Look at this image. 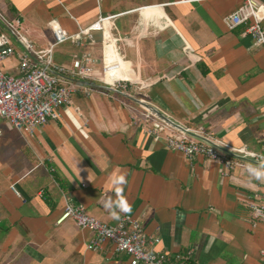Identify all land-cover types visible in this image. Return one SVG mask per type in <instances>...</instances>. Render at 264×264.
<instances>
[{"label": "crops", "instance_id": "obj_1", "mask_svg": "<svg viewBox=\"0 0 264 264\" xmlns=\"http://www.w3.org/2000/svg\"><path fill=\"white\" fill-rule=\"evenodd\" d=\"M240 4L0 0L2 16H22L38 49L52 40V22L71 33L101 14H120L113 25L118 51L113 43L106 51L110 70L153 80L130 93L104 95L100 86L90 97L77 93L61 118L33 135L0 119V264H130L111 242L87 249L95 234L73 219L57 222L71 199L103 222L116 223L102 201L106 195L115 199L110 180L121 173L131 210H117L118 217L131 216L160 238L150 249L190 252L191 264H264V222L253 227L249 210V197L264 191V180L244 167L224 174L214 161L188 159L147 135L140 122L149 118L171 133L204 126L212 138L264 153V50L245 25L229 29L224 20ZM95 36L94 45L57 46L55 62L69 64L84 51L101 56V33ZM17 63L15 54L0 68L13 73ZM190 137L199 139L195 132Z\"/></svg>", "mask_w": 264, "mask_h": 264}, {"label": "built area", "instance_id": "obj_2", "mask_svg": "<svg viewBox=\"0 0 264 264\" xmlns=\"http://www.w3.org/2000/svg\"><path fill=\"white\" fill-rule=\"evenodd\" d=\"M119 15L101 14L87 26L78 25L77 31L71 33L60 23L52 22V40L45 48L38 49L27 35L22 16L8 20L0 13V27L3 29L0 32V64L15 54L18 56L13 73L0 68V119L24 134L33 135L50 120L61 118L62 109L71 104L77 93L90 97L97 86L104 95H110L112 91L130 93L131 90L153 84L150 78L138 79L134 73L132 77L120 76L115 72L118 69L110 70L113 62L107 60L106 51L111 43L117 50L113 25ZM224 20L229 29L245 25V31L253 39L254 45L264 50L263 4L257 0H241V4ZM98 32L102 36L101 56L84 51L80 56L73 57L69 64L55 62L57 46L65 42L76 46L94 45ZM13 41L21 46L20 51H17ZM162 76L158 75L156 79ZM137 115L133 116L134 120ZM140 122L150 137L162 141L188 159L201 157L214 161L222 166L224 174L251 164L233 156L253 160L257 164L264 157L263 152L212 138L205 132L204 126H185L183 132L171 133L167 132L166 125L149 118ZM192 132L198 134L199 139H192ZM11 188L17 192L14 184ZM249 198L252 226L256 227L259 222H264V191L255 192ZM67 218L73 219L80 228L94 232L95 236L86 245L87 249L100 250L105 242H111L116 253L129 257L130 264H186L190 260V252L183 255L150 249V245L159 244L160 238L148 235L139 221L131 216L122 215L116 223L108 224L87 213L82 204L67 199L57 222L61 223Z\"/></svg>", "mask_w": 264, "mask_h": 264}, {"label": "clouds", "instance_id": "obj_3", "mask_svg": "<svg viewBox=\"0 0 264 264\" xmlns=\"http://www.w3.org/2000/svg\"><path fill=\"white\" fill-rule=\"evenodd\" d=\"M241 151H243L241 149ZM247 172L249 175L257 180H264V157L260 158L257 165L247 164ZM112 184L111 191L115 194V199L106 195L103 199V206L110 211V215L114 219H118V211L127 213L131 210L130 205L127 204L125 197L122 195V185L126 182L124 174H117L111 177Z\"/></svg>", "mask_w": 264, "mask_h": 264}, {"label": "trees", "instance_id": "obj_4", "mask_svg": "<svg viewBox=\"0 0 264 264\" xmlns=\"http://www.w3.org/2000/svg\"><path fill=\"white\" fill-rule=\"evenodd\" d=\"M191 262H192L191 260H188V262L186 264H191Z\"/></svg>", "mask_w": 264, "mask_h": 264}, {"label": "rangeland", "instance_id": "obj_5", "mask_svg": "<svg viewBox=\"0 0 264 264\" xmlns=\"http://www.w3.org/2000/svg\"><path fill=\"white\" fill-rule=\"evenodd\" d=\"M56 51V50H55ZM1 66V65H0Z\"/></svg>", "mask_w": 264, "mask_h": 264}]
</instances>
